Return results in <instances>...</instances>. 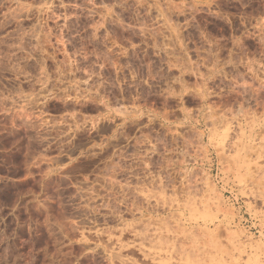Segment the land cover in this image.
I'll return each instance as SVG.
<instances>
[{"label": "rangeland", "instance_id": "rangeland-1", "mask_svg": "<svg viewBox=\"0 0 264 264\" xmlns=\"http://www.w3.org/2000/svg\"><path fill=\"white\" fill-rule=\"evenodd\" d=\"M0 264H264V0H0Z\"/></svg>", "mask_w": 264, "mask_h": 264}]
</instances>
